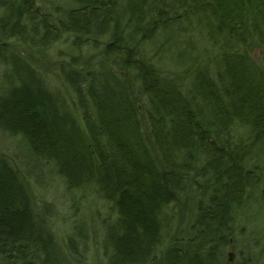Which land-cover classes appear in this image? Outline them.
Listing matches in <instances>:
<instances>
[{"label": "trees", "instance_id": "trees-1", "mask_svg": "<svg viewBox=\"0 0 264 264\" xmlns=\"http://www.w3.org/2000/svg\"><path fill=\"white\" fill-rule=\"evenodd\" d=\"M33 1L0 0V63L6 39L52 44L64 34L80 49L81 38L109 37L100 59L121 56L124 71L137 72L145 103L140 115L105 67L63 68L81 127L60 93L13 60L0 96V137L19 138L22 150L11 156L0 148V264H79L75 241H59L34 204L29 179L42 176L43 163L69 192L91 186L109 206L100 218L108 264H229L237 215L264 201L257 151L264 144V65H249L247 49L239 56L240 47L254 44L264 53V0H177L174 18L145 13L144 0H71L74 7L57 20ZM171 19L205 33L221 57L214 79L192 62L185 71L196 77L193 88H183L137 57L138 36L151 41ZM129 29L133 37L124 35Z\"/></svg>", "mask_w": 264, "mask_h": 264}, {"label": "rangeland", "instance_id": "rangeland-1", "mask_svg": "<svg viewBox=\"0 0 264 264\" xmlns=\"http://www.w3.org/2000/svg\"><path fill=\"white\" fill-rule=\"evenodd\" d=\"M144 1L145 7H147V10L143 8L145 13L150 12L149 10H164L170 13L166 15L167 18H174L180 12L177 0ZM34 4L53 20L58 19L59 12H65L68 7H74L71 0H35ZM165 22L170 23L168 29L156 28L151 41L146 42L140 35L138 36L139 43L136 45V51L139 54L137 57L150 62L149 65L158 70L162 78L175 85L181 84L183 88H193L196 77L194 78V75L190 77L185 71L187 69L191 72L187 65H191L192 62H195L197 69L207 68L206 76L214 79L221 57L218 52L213 51L205 33H201L196 25L198 32H191L193 29L186 32L188 24L184 22L179 26L176 24V19ZM131 33L129 29L124 32V35L131 37L133 35ZM62 35L59 41L52 44L37 43L36 41L28 43L29 40L22 41L15 38L4 40L2 44L8 50L0 63V96H3L8 90L7 80L9 76L11 77L13 60L18 59L20 60L18 62L33 70L52 92L60 93L58 95L63 100L64 106L78 119L82 127V110L78 98L67 83L62 69L78 68L80 71L83 68H88L93 72H102L101 67H105L107 74L114 78L117 77L128 89L131 94L129 96L135 101L136 108L142 115L145 100L141 98L137 72L132 69L125 72L120 65L121 56L110 55L100 59L103 55L100 50L101 46L108 41L109 37L91 35L90 38H81L82 46L78 49L72 44L71 36ZM67 37L70 39L67 40ZM130 39L132 40V38ZM94 45L98 47H94ZM133 47L130 45V49ZM160 47L162 49L158 50ZM244 53L247 55L249 65H255L256 68H259L261 64L264 65V53L255 44L254 47H240L239 56H244ZM72 63L78 64L74 67ZM5 70L7 74H5ZM73 78L75 79V76ZM90 147L94 151L93 146ZM0 148L11 156L19 154L22 150L19 138H13L10 135L0 137ZM257 151L260 153L258 162L264 165V144L260 145ZM29 164L31 168L29 166L28 170H31L33 164ZM40 172L42 176L37 180L32 177L29 179L33 201L40 213L47 217L48 224L57 239L62 243H66L70 238L75 241L74 247L79 254V264H108V256L101 249L103 228L100 227V218L109 216V206L101 201L96 189L91 186L72 189L70 192L66 190L56 171L49 164L43 163ZM247 214V216L238 214L235 219L234 238L230 240L232 246L227 251L225 259L229 264H264V201L257 202L250 211H247ZM183 230L185 231L186 227H182L178 231L182 232ZM81 232H86L87 235L82 236ZM70 250L72 251V249Z\"/></svg>", "mask_w": 264, "mask_h": 264}]
</instances>
